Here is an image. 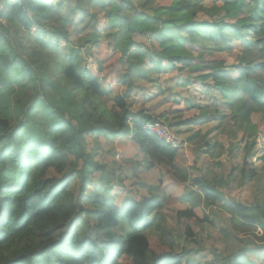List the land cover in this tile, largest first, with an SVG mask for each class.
I'll list each match as a JSON object with an SVG mask.
<instances>
[{
	"label": "trees",
	"instance_id": "trees-1",
	"mask_svg": "<svg viewBox=\"0 0 264 264\" xmlns=\"http://www.w3.org/2000/svg\"><path fill=\"white\" fill-rule=\"evenodd\" d=\"M70 1L0 2V264H192L188 252H175L170 233L157 225L164 209L160 196L126 197L118 203L115 195L108 197L113 190L100 194L93 178L105 168L95 161L90 142L109 136L136 143L152 166L164 164L177 181H190L208 206L222 203L218 190L227 182L216 176L214 181L190 179L178 163L183 148L158 138L146 127L158 119L133 111L129 100L137 96L156 102L162 94L156 93L153 73L159 77L184 66L191 68L190 76L204 74L190 82L182 73L186 81L178 84V102L183 110L198 108L209 123L206 111L213 108L214 122L231 121L242 134L258 128L252 117L261 115L264 133V84L253 77L264 71V63L247 57L264 56V0H216L208 5L206 0H146L156 4L152 15L136 11L133 0H76L80 6L66 8ZM217 4L225 9V18L216 19ZM88 6L104 12L107 27L121 31L113 47L119 55L115 71L122 91L104 83L105 60L98 61L96 71L81 56L68 53L71 35L79 33V23L70 14H86ZM132 11L131 19L125 16ZM89 36L83 43L97 46L105 39L99 30ZM234 41L247 43L240 50L242 69L229 67V61L208 47L217 44L235 53L239 49ZM174 98L170 95L166 102ZM205 146L206 154L214 148L210 142ZM245 166L243 180L264 190L263 175ZM51 170L60 176L49 177ZM225 209L230 216L222 228L226 238L231 229L260 231L264 249V205L233 202ZM176 219L193 241L192 225L211 222L194 209L177 211ZM120 226L125 235L108 237V230ZM223 264H241V259Z\"/></svg>",
	"mask_w": 264,
	"mask_h": 264
},
{
	"label": "rangeland",
	"instance_id": "rangeland-1",
	"mask_svg": "<svg viewBox=\"0 0 264 264\" xmlns=\"http://www.w3.org/2000/svg\"><path fill=\"white\" fill-rule=\"evenodd\" d=\"M52 1L57 2V0ZM215 1L206 0L204 4H213ZM133 2L136 11L147 15H152L156 6L155 2L146 0H133ZM76 5L80 6L81 4L72 0L65 6L67 8L68 6L76 7ZM221 7V4L215 5L216 19L225 18L226 11ZM85 8L86 14L80 12L70 14L75 23H79L77 28L79 33L71 35L67 43L68 53L70 56H81L87 66L96 71L99 68L98 61L105 60V66H102L105 69L103 72L104 83L122 91L121 87H118L119 76L115 71L116 68H119V55L115 54L113 47L120 40L121 31L118 28L107 27L108 22L103 11L90 6ZM133 13L134 11L125 14V16L131 19ZM200 19L208 18L201 15ZM230 22L234 21L230 20ZM94 30H99L105 39H101L97 46L83 43L87 41ZM68 31L73 32V28L69 27ZM246 45L247 43L244 41H234L235 48L239 49L235 53L223 50L217 44L210 43L208 47L216 57L229 61L227 63L229 67L237 65L242 69L244 64L240 65L242 55L240 50H244ZM113 54L115 56H112ZM252 56L253 54L247 55L250 62L257 65L264 63V56ZM191 71V68L179 66L178 69L165 72L159 77L153 73L151 79L156 81L155 84L153 83L157 88L156 93L160 91L162 97L156 102L148 103L145 98L135 96L129 100V105H132V110L135 112L143 111V114L158 119L183 141V149L180 150L178 163L186 167L190 179L203 176L214 181L213 176H216L221 182H227L218 190L222 195L223 202L215 206H208L199 189L194 187L190 181L186 184L177 181L164 164L156 163L152 166L149 156L143 154L136 143H129L123 137L115 139L105 136L104 140L91 139L90 147L94 146L97 149L93 148L96 153L95 161L105 168V172L94 175L93 181L100 187L101 195H104L105 190H113L108 197L111 198L115 195L118 203H121L126 197L140 199L149 195L160 196L164 200V209L156 217L157 225L170 233L171 237L168 241L174 243L173 250L175 252L181 253L184 250L188 252L186 259H189L192 264H223L224 261L235 259H241V264H264V249L260 248L262 245L259 238L260 231L241 233L231 229L228 231L230 238H226L222 231L223 227L229 225L230 216L225 212L228 203L238 202L242 205H251L259 202L264 205V190L261 185L260 190L256 187L255 182L244 181L241 173L245 166L244 159L246 155H249L245 169L247 171L256 169L264 177V171L260 170L264 168V133L261 126V115L252 117L253 123L259 129L254 128L248 133L242 134L240 131H236L237 128L231 121L225 120L221 124L214 122L210 118L215 113L213 108L206 111V116L210 119L209 123L204 122L206 120L202 118L198 108L183 110L184 105L178 102L181 98L178 89L179 86H182L178 84L186 81V77H183L182 73L188 77L190 82L204 74L203 72H193L190 76L188 73ZM254 74L253 77L264 84V71ZM190 86L188 85V87ZM170 95L175 98L172 102L167 103L166 98ZM176 107L180 110L173 113ZM197 119L201 124H183L186 121ZM147 123L153 122L148 121ZM207 142H210L214 147L211 151L209 150V154H206L207 151H205L208 148L205 146ZM48 176L59 177L60 175L51 170ZM185 209H194L201 219L208 217L211 221L192 225L196 235L194 241L185 237L182 226L176 219V212ZM107 233L108 237H119L125 235L126 230L120 226L108 230ZM149 237L152 240L155 238L151 233Z\"/></svg>",
	"mask_w": 264,
	"mask_h": 264
},
{
	"label": "built area",
	"instance_id": "built-area-1",
	"mask_svg": "<svg viewBox=\"0 0 264 264\" xmlns=\"http://www.w3.org/2000/svg\"><path fill=\"white\" fill-rule=\"evenodd\" d=\"M158 138L165 141L166 144L176 148H183V141L166 125L163 123H148L146 125Z\"/></svg>",
	"mask_w": 264,
	"mask_h": 264
}]
</instances>
